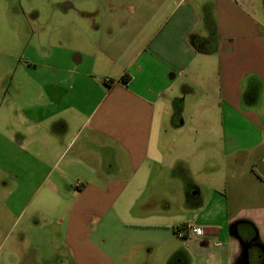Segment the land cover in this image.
Listing matches in <instances>:
<instances>
[{
  "label": "crops",
  "instance_id": "obj_1",
  "mask_svg": "<svg viewBox=\"0 0 264 264\" xmlns=\"http://www.w3.org/2000/svg\"><path fill=\"white\" fill-rule=\"evenodd\" d=\"M58 10L40 38L42 71L28 72L35 85L5 111L0 102L14 205L41 172L26 206L42 190L63 264H264V0H66ZM27 14L16 15L31 27ZM167 114L180 128L169 139ZM211 142L223 169L199 171L205 193L200 182L182 193L172 173L206 165ZM182 200L186 213L172 209Z\"/></svg>",
  "mask_w": 264,
  "mask_h": 264
},
{
  "label": "rangeland",
  "instance_id": "obj_2",
  "mask_svg": "<svg viewBox=\"0 0 264 264\" xmlns=\"http://www.w3.org/2000/svg\"><path fill=\"white\" fill-rule=\"evenodd\" d=\"M65 1L0 0V97H2L0 102L3 103L4 111L7 102H10L12 98L25 100L27 86L33 87L35 85L30 82L28 72L42 71V68L35 64V62L42 59L44 50L40 38L45 27L50 25L51 31H53L55 28L53 26L60 24L58 23L59 16L55 13L59 12V7ZM80 6L81 4L77 3V7L80 8ZM22 10L28 12L31 27L19 17L20 15H16L18 11ZM37 11L39 15L32 18L31 15L37 14ZM17 24H19V27L15 28ZM92 78H88V82H93ZM7 91L8 93H6ZM92 92L94 93L95 89L92 88ZM173 110L172 108L171 112ZM167 115L163 121L162 136L169 139L176 135L180 128L172 127L167 119V117H170ZM163 140V144H165L166 141ZM179 143L180 145L187 144V142L182 143L180 140ZM203 145L204 143L199 144V146ZM1 146L3 147L4 156L0 158V264H63L62 260L66 255V248L61 243V237L57 236L54 231V225L48 219V213L44 208H41L43 207L42 190L39 192L38 200L29 207L26 206L27 193L31 195L32 192L38 189V183L42 179L41 172L35 173V179L30 174L28 175V180L24 183L27 187L25 193L21 194L22 196L14 205L12 202L14 199L10 196L12 160L9 153L11 152V145L7 140H3ZM210 146L216 152L213 151L211 157L206 159V165L200 167V169L192 168L193 173L189 175H186L189 170L187 173L185 172L186 174L172 173L173 178H176L182 187V193L189 189L191 185L198 184V182H200V187L205 193L209 182L206 180L203 182L198 181V178H200L199 171L204 174L223 169L224 158L219 145L211 142ZM192 160L188 154H180L178 157V161H183L184 166L189 165V168ZM22 172L24 173V171ZM165 174L166 180H164V183L167 185L170 173L165 172ZM212 184L220 185V182H212ZM36 206L39 210L33 213L32 209ZM186 208H188L187 204L183 200L173 204L172 207L173 210L177 209L180 213H186ZM115 224L119 225L117 220L114 219L112 222L107 223L108 226L103 229L104 233L109 234V241H112L115 236ZM49 231L52 236L56 235V237L49 238ZM179 240L182 241V239ZM160 260H162L161 262L165 261L163 258ZM183 261L187 263L188 257L186 255L183 256ZM179 262L182 264V261Z\"/></svg>",
  "mask_w": 264,
  "mask_h": 264
},
{
  "label": "built area",
  "instance_id": "obj_3",
  "mask_svg": "<svg viewBox=\"0 0 264 264\" xmlns=\"http://www.w3.org/2000/svg\"><path fill=\"white\" fill-rule=\"evenodd\" d=\"M191 229H192V231H194L195 233H199V234H202L203 233V228L202 227H200V226H196V225H188ZM187 226V227H188ZM177 235L178 236H180V237H182V236H184L185 234H184V232H182V230H179V231H177Z\"/></svg>",
  "mask_w": 264,
  "mask_h": 264
},
{
  "label": "water",
  "instance_id": "obj_4",
  "mask_svg": "<svg viewBox=\"0 0 264 264\" xmlns=\"http://www.w3.org/2000/svg\"><path fill=\"white\" fill-rule=\"evenodd\" d=\"M240 222H236L235 224H234V226L232 227V229L235 231V233L238 235V236H240V234L238 233V224H239ZM249 246L250 245H248L247 244V246H245L246 248H247V250H248V248H249Z\"/></svg>",
  "mask_w": 264,
  "mask_h": 264
},
{
  "label": "trees",
  "instance_id": "obj_5",
  "mask_svg": "<svg viewBox=\"0 0 264 264\" xmlns=\"http://www.w3.org/2000/svg\"><path fill=\"white\" fill-rule=\"evenodd\" d=\"M124 79H125V77H124ZM112 80H113V79H110L109 81H112ZM105 81L107 82L108 80L105 79Z\"/></svg>",
  "mask_w": 264,
  "mask_h": 264
},
{
  "label": "flooded vegetation",
  "instance_id": "obj_6",
  "mask_svg": "<svg viewBox=\"0 0 264 264\" xmlns=\"http://www.w3.org/2000/svg\"><path fill=\"white\" fill-rule=\"evenodd\" d=\"M183 258V257H182Z\"/></svg>",
  "mask_w": 264,
  "mask_h": 264
}]
</instances>
